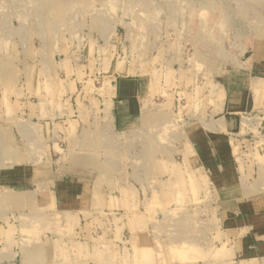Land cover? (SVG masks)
Segmentation results:
<instances>
[{
	"label": "rangeland",
	"instance_id": "374dc122",
	"mask_svg": "<svg viewBox=\"0 0 264 264\" xmlns=\"http://www.w3.org/2000/svg\"><path fill=\"white\" fill-rule=\"evenodd\" d=\"M249 35L264 39V0H0V164L16 167L14 157L29 155L40 160L34 171L43 174L49 143L72 119L63 116L65 103L54 100L66 82L79 81L83 128L93 123L98 129L97 148L82 150L94 160L79 164L86 169L82 203L55 202L46 190L29 201L25 193L8 198L4 189L10 188L1 187L0 248L11 259L0 264H264V222L255 217L261 212L249 211L250 225L262 224L250 233L233 221L237 200L264 192V124L253 128L255 136L232 143L233 176L226 185L212 186L190 148L166 147L192 125L184 116L192 89L181 86H203L209 78L213 92L218 76L239 71L219 67L221 53L208 52L209 46L220 43L235 55L232 47ZM130 72L158 83L164 77L163 89L178 88L180 112L162 134L141 121L149 129L128 143L120 133L110 140L101 99L113 75ZM16 82L36 89L40 100H16L10 90ZM255 87L263 89L264 82ZM43 88L50 100L42 98ZM71 128L73 141L79 131ZM73 151L71 144L68 169ZM255 233L260 242L252 241Z\"/></svg>",
	"mask_w": 264,
	"mask_h": 264
},
{
	"label": "crops",
	"instance_id": "0c3cea01",
	"mask_svg": "<svg viewBox=\"0 0 264 264\" xmlns=\"http://www.w3.org/2000/svg\"><path fill=\"white\" fill-rule=\"evenodd\" d=\"M209 20H211L210 17ZM207 23L208 18L202 21V32L207 30ZM215 46L218 50L214 48ZM209 47L208 52L221 53L223 55L220 54L217 57L219 67L237 68L239 71L233 73L234 77L218 76V81H215L218 87L213 92H211L209 78L206 81L203 79V86L196 84V82H192L190 88L185 85L181 86L182 90L192 89L191 93L187 90L191 98H189V102H186L190 106L184 110V116L192 118V123H190L192 125L189 130L180 134L178 140H174L172 137L169 138L170 144L166 145V147L170 149L176 148L177 146L172 145V143H177L181 147L190 148L192 157L195 160L194 164L199 166L198 169L207 173L206 177L212 186H220L222 184L226 185L233 176L231 175L234 168L231 157L234 156L232 143H235L237 140H244L246 136H255L253 128L264 124V87L261 90H257L255 87L257 82H264V39L249 35L243 42H236L235 46L232 47L236 51L235 55L231 51L227 53L228 51L223 50L220 43L213 46L210 45ZM226 57H228V61H226ZM113 76L110 82H106L105 94L101 99L104 101L102 103L101 114L105 115V117L107 116L108 119V125L104 130L110 137V140L118 137L120 133L126 136V139L129 141L128 143H131L133 135L137 134L139 137L142 129L145 133L149 129H147L146 124H141V121L154 123L156 128L155 133L162 134L167 123L178 118L180 111L179 109L177 110V102L179 103V98H177L178 95L176 94L180 91L176 86L177 90L172 88L173 85L171 88L163 89L165 87L163 83L165 81L164 77L160 78L161 82L158 83L156 78H150L146 74L142 75L140 72ZM221 81H226L228 84L218 83ZM60 84L58 83V87ZM65 86L64 92L62 94L57 93L54 96V100H62L65 103V106L61 110L63 116L67 118L71 117L72 119L68 122L65 120L64 129L59 132L57 142L49 143L50 153L44 157L43 174H38L34 171V165L40 160L29 155L25 159L20 157V160L14 157L15 161L13 163L21 166V170L17 166L6 168L0 164V189L1 187L10 188V191L4 189V192L9 194L7 195L8 198L14 194L21 198L25 193L26 200L29 197L33 199L40 196V191L43 193L46 190L49 197L56 198L55 202L60 203L70 200H74L75 202L77 200L74 203L77 205L78 200L82 203V199L88 196L82 190L86 185L82 183L83 180L80 176L85 173L86 169L80 167L79 164H91L94 162V160L85 159L86 157L83 158L81 155L82 150L97 148L98 129L92 123V125L85 126L84 130V122L79 120L77 101L82 99H79V92H76V90H79V81L66 82ZM198 89L201 95L196 98V91ZM10 90L15 91V98L20 102H28L30 99L40 100L37 99L36 89L34 90L35 92H31L23 84L22 87H19L18 82ZM166 92L169 95H164ZM59 95L61 96L59 97ZM41 96L43 99L50 100V95H46L44 88L41 90ZM211 101H213V104L210 103ZM67 102L69 103L68 107L66 106ZM196 104L199 106L197 110ZM24 109L28 115L27 110L30 111V109ZM40 111L37 108L36 115H39ZM92 115V119L94 120L95 114H90V117ZM171 118L172 120H170ZM72 125L76 126L79 133L73 141H70L68 135L71 132ZM148 126L150 125L148 124ZM84 133L85 135H83ZM62 137L64 140H62ZM110 140L107 142V145L114 148L116 146L115 142ZM71 144L75 150L71 156L74 161L73 167L68 169L66 167L67 157L70 154L66 150L71 148ZM56 145L63 152L56 151ZM160 146L163 147L161 141ZM89 158H92V156L89 155ZM55 159L58 163V168H56V171L50 177L49 166L55 164ZM37 187L40 190L39 188L37 190ZM35 191L36 193H34ZM252 196L254 199L237 200L236 206H233L235 213L233 221L239 226L240 232L246 231L250 233L252 228L261 227L264 222V192L255 193ZM249 211L261 212L260 215H255V217H259L258 220L260 221L258 222L262 224L256 225L253 223L254 225H250L249 221L251 217L248 215ZM240 214H242V218H239ZM253 222L255 221L253 220ZM247 233L246 235H248ZM256 236L260 237L256 239ZM261 239V234L255 233L252 241L260 242ZM17 254L18 252L16 256ZM41 254L44 255L43 253ZM49 256L45 255L42 258L46 259ZM8 258L11 259V256H2L0 248V263Z\"/></svg>",
	"mask_w": 264,
	"mask_h": 264
}]
</instances>
